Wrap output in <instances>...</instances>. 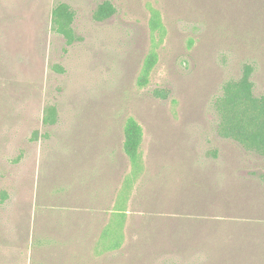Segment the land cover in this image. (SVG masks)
<instances>
[{"label": "rangeland", "instance_id": "1", "mask_svg": "<svg viewBox=\"0 0 264 264\" xmlns=\"http://www.w3.org/2000/svg\"><path fill=\"white\" fill-rule=\"evenodd\" d=\"M105 1L116 11L97 22ZM59 3L70 46L52 29ZM246 65L264 94V0H0V264H264V157L217 133L215 101Z\"/></svg>", "mask_w": 264, "mask_h": 264}, {"label": "trees", "instance_id": "2", "mask_svg": "<svg viewBox=\"0 0 264 264\" xmlns=\"http://www.w3.org/2000/svg\"><path fill=\"white\" fill-rule=\"evenodd\" d=\"M115 8L108 1L99 4L93 13V19L102 22L115 13ZM149 27L152 32H158L163 37L165 30L161 25L158 11L151 9ZM74 12L65 3L55 5L51 10L52 29L60 35L67 46L76 41L72 28ZM157 61V55L151 51L145 58L137 85L143 88L147 85L149 75ZM253 69L246 65L243 67L238 80L226 82L222 87V94L215 101V110L218 115L217 133L224 139L238 143L243 149L264 157V94L256 96L251 81ZM155 96L163 97L160 91ZM55 121L54 108H48L44 116L45 124ZM142 142V129L134 119H128L124 128L123 152L131 166V180H135L143 169L140 155ZM264 181V174L261 175ZM128 185V182H127ZM126 185V186H127ZM126 188V187H125ZM123 215L118 214L107 226L100 238V243L107 250H116L122 244L121 227Z\"/></svg>", "mask_w": 264, "mask_h": 264}]
</instances>
